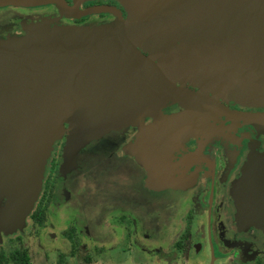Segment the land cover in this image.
I'll list each match as a JSON object with an SVG mask.
<instances>
[{"label": "water", "instance_id": "water-1", "mask_svg": "<svg viewBox=\"0 0 264 264\" xmlns=\"http://www.w3.org/2000/svg\"><path fill=\"white\" fill-rule=\"evenodd\" d=\"M127 1L132 15L121 20L110 8L76 11L62 0H0V7L52 3L66 16L110 12L117 32L101 42H87L73 54L7 59L0 51V227L4 231L19 228L32 209L40 190L39 165L52 139L66 135L68 157L76 141L85 146L131 118L136 123L144 108H150L146 115L158 118L138 127L126 150L144 168L148 182L168 187L163 160L171 139L202 114L200 103L215 104L198 91L176 86L171 73L203 78L211 71L210 81L227 96L264 106V17L258 12L263 0ZM136 46L152 48L160 65ZM169 98L181 101L182 108L166 117L157 108ZM235 116L264 129V114ZM231 198L240 226L264 229V153L251 152L247 166L232 183Z\"/></svg>", "mask_w": 264, "mask_h": 264}, {"label": "flooded vegetation", "instance_id": "flooded-vegetation-1", "mask_svg": "<svg viewBox=\"0 0 264 264\" xmlns=\"http://www.w3.org/2000/svg\"><path fill=\"white\" fill-rule=\"evenodd\" d=\"M62 1L66 6L76 11L93 7L99 9L110 8L119 15L121 20L129 18L133 10L127 0ZM258 12L264 17V3L258 6ZM251 13H255L254 9ZM115 27V16L106 11L66 16L52 3L29 6H1L0 51L5 54L7 59H19L22 57L46 58L48 55L54 54H73L87 42H101L115 37L117 35ZM31 36H34L33 40L22 42V39ZM136 48L142 55L153 59L157 65H160V61L152 48H141L139 46H136ZM170 79L175 80L173 77H170ZM174 83L176 86L180 85L192 91H197L196 88L186 82L180 83L178 79ZM220 93H222L223 97L218 99L212 98L210 94H203L204 100L215 104L210 106L206 104L207 102L200 103L202 114L195 116L192 124L185 126L187 128L186 131H179V135L174 134L169 143L167 154L163 160L164 166L168 170L169 182L167 183L172 188L174 185H184L180 191L172 192L175 196H173L174 199L172 204H170L169 210L170 213H173L177 206L176 203L181 201L191 205L188 211L189 214L190 210L204 212L205 224L201 232V241L192 242L188 246L194 254H200L203 245H215L216 251L214 249L211 250L210 247V255L206 257V264L208 262L209 264H218L220 252L225 256L228 264H264V237L260 233L261 231L252 226H240L235 219V210L230 200L232 183L247 166L251 152L264 153V129H260L259 124L250 119L239 118L235 115H263L264 106L254 104L251 101L235 100L227 96L222 90ZM181 106V101L169 98L168 102L159 103L157 109L159 113L169 117L180 112ZM149 110L150 108L141 109L139 114L136 115V123H134L136 128H133L134 131L126 127L110 130L98 137L96 142L91 143L90 141L87 143L82 150L75 154L74 166H69L67 174L64 177H60L57 187L59 190L56 188L55 191V187L51 184L49 178L42 180L38 198H36L32 209L25 216L24 226H28V228L25 229L23 226L24 228L20 227L4 231L0 227V264H31L30 251L27 248V243H25L29 239V227L32 225L36 230L45 229L46 217L44 212L49 202H52V198L54 201L56 199L59 204V208L56 209L55 207L54 210L55 213L57 210L59 212L56 213V216L53 214L52 208L50 209L58 225L66 223V218L69 219L68 215L71 213L70 216L76 220V223L84 226L87 234L104 233L103 229L106 228V224L103 222V218L110 211V207L106 208V213L104 210L99 216L88 220L86 212L81 210L80 207L76 208L74 205V198L80 193L75 187L83 176L90 173L91 165L86 167L88 156H102L103 159L122 156L135 161L131 154L123 153L121 147L132 136L134 139L136 130L138 131L144 124L155 117L158 118V116L151 115L152 113L146 115ZM222 118L226 119V122L232 126L231 129L226 130L224 138H237L240 140L238 145L231 146L233 151L230 155L224 151V153L221 152L217 142L207 145L205 139H203L206 131L220 128L223 123ZM199 133L202 134L198 135ZM231 148L229 151H231ZM212 149L215 152V157L209 159L206 155ZM196 150L201 151L196 152ZM191 155H194L193 158L190 157ZM136 164L140 174L146 177L144 168L137 162ZM192 189L200 192L198 195L200 198L199 200L197 199L199 203L196 202L195 191H191ZM215 191H217L216 195ZM60 194L62 195L60 196ZM64 201L66 205L62 204ZM0 202H3V199H0ZM146 215L150 214L146 213ZM154 220L151 219L150 222L144 224L139 219H136V227L138 228L133 241V244L137 245L136 250L144 251L146 256L152 254L151 262L155 259L158 263L177 260L176 258L166 259L160 257L155 252L160 249L172 251L179 248L182 243L181 239H184L182 235L185 232L187 236L189 228L185 225L183 231L179 232L178 236L165 248V239H162L160 235L163 236V234L157 231L158 226H155L158 236L153 234ZM155 223L159 224L158 221ZM49 237L52 238L51 235ZM60 237L68 243L66 256L76 257L80 234H77L73 225H65ZM136 254L139 253L133 255L136 257ZM117 257L119 256L113 257L112 261L114 262ZM92 260L89 254H84L79 259V264H95L94 260ZM185 260L183 258L179 261L186 263ZM64 261V254L59 253L54 264H66Z\"/></svg>", "mask_w": 264, "mask_h": 264}, {"label": "rangeland", "instance_id": "rangeland-1", "mask_svg": "<svg viewBox=\"0 0 264 264\" xmlns=\"http://www.w3.org/2000/svg\"><path fill=\"white\" fill-rule=\"evenodd\" d=\"M212 63L213 60L211 61V64ZM171 75L173 76L169 77H173L175 79L173 81L178 79L180 83L186 82L190 86L196 88L199 93L210 94V96L215 99L223 97L217 85L210 81V78H212L213 75V72L211 71L204 73L203 78L199 76H190V74L174 75L171 73ZM130 120L131 124L126 122L122 127L134 131L133 128H136L133 123L134 119L131 118ZM222 121L223 123L220 128L206 131L203 139H205L207 145H212L213 142H217L219 150L230 155L233 151L231 146L238 145L240 140L237 138H224L226 130L231 129L232 126L226 122V119L222 118ZM200 134L202 133H199L198 135ZM75 139L79 138L75 137ZM97 140L98 138H95L91 140V143L96 142ZM133 141L134 139L132 136L128 142L122 144L123 153L129 154V152H127L129 149H126L128 148L129 143ZM67 142L68 138H66L64 133H61L60 137L52 139L49 145V150L39 165V171L41 174L40 187L42 180H44V178H49L56 191L60 177H64V175L67 174V171L70 168L69 166H74L75 154L85 147L83 145L79 146L81 143L76 141L71 149L72 154L67 157ZM77 143L79 144L77 145ZM230 148L231 151H229ZM76 149L78 150L76 151ZM226 149L228 150L225 151ZM199 151L201 150H196V152ZM193 154L197 155L195 153ZM194 155H191L190 157L193 158ZM206 156L209 159H213L215 157L214 150L212 149L208 151ZM99 157L88 156L86 167L91 165L90 173H87V175L83 176L81 180L78 181L75 188L80 191V193L75 196L74 205L76 208L80 207L81 210L86 212L88 220L99 216L104 210L106 213V208L110 207V211L107 212L103 218V222L106 224V228L103 229L104 233L96 235H92L91 233L87 234L84 226L80 223H76V220L70 216L71 213L68 215L69 219L66 218V223L64 222L63 225H58V222L54 219V215L56 216V213L59 212L57 210L55 213L54 210L55 207L56 209L59 208V204L56 202V199L54 201L52 198V202H49V205L44 212L46 217L45 229L36 230L32 225L29 227V239L28 241H25V243H27V248L30 251V263L54 264L58 254L63 253L64 262H66V264H79V259L84 254H89L95 264H206V257L207 255H210V247L211 250L214 249L216 251L215 245H203L200 254L198 253L199 255L194 254L188 246L192 242L201 241V232L203 231L205 224L204 212L190 210L191 212L189 214L188 211L191 205L189 203H182L181 201L176 203L177 206L173 213H170L169 210L171 207L170 204H172L174 199L173 196H175L172 192L175 193L176 191H180L184 185H174L173 188L168 185V187L158 188L153 182H148L146 177L140 174L136 162L132 159L122 156H120L121 158L110 157L104 159L102 156ZM102 159L103 161H101ZM57 189L59 190V188ZM191 191H195V189H192ZM216 193L217 191H215V195ZM194 194L196 202H198L197 199L199 200L200 198L198 197L200 192L195 191ZM61 195L62 194H60V196ZM230 200L232 201V198H230ZM62 204L66 205L65 201L62 202ZM51 208L54 215L50 212ZM146 213L151 216H147ZM64 215L67 217L66 214ZM56 219H58V217H56ZM136 219H139L144 224L150 222L151 219H155L153 223V234L158 236L157 231L163 234V236H160L162 239H165V248L169 246V244L178 236L179 232L183 231L184 226L187 225L189 228L187 236L184 232L182 235L184 239L181 237L182 243L179 248L173 249L172 251L169 249H160L155 252V254L160 257L166 259L176 258L177 260L158 263L155 259L151 262L152 254L146 256L144 251L136 250L137 245L133 244L136 230L138 228L136 227ZM24 220L25 217L23 219V224H21L20 227L24 226ZM156 221H158L159 224L155 223ZM65 225H73L77 234H80L76 257L66 256L68 243L60 237ZM155 226H158V230ZM27 228L28 226L25 227V229ZM257 229L261 231L260 233L264 237V229ZM50 235L52 238L49 237ZM135 253H139L140 255L136 254L137 256L135 257L133 255ZM219 254V261H217V263L228 264V262L226 263L225 256H223L221 252ZM116 255L119 257L113 262L112 258ZM183 258L186 259V263L179 261Z\"/></svg>", "mask_w": 264, "mask_h": 264}]
</instances>
